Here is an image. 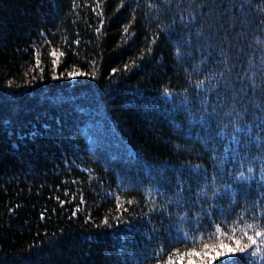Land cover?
<instances>
[{"label": "trees", "instance_id": "trees-1", "mask_svg": "<svg viewBox=\"0 0 264 264\" xmlns=\"http://www.w3.org/2000/svg\"><path fill=\"white\" fill-rule=\"evenodd\" d=\"M170 3L0 0V264H155L152 249L161 259L170 251L179 212L203 181L190 166L202 165L211 177V153L197 134L221 147L216 133L224 125L231 131L234 120L256 122L255 102L264 104L259 89L255 98L249 90L238 117L232 89H198L196 81L211 71H224L236 88V76L247 83L255 71L260 78L264 0H248L243 10L238 0ZM178 33L191 36V55L180 61ZM52 49L63 53L55 69ZM69 71L95 78L70 81ZM54 72L65 76L54 79ZM185 95L186 110H174ZM213 108L216 119L205 129L200 116ZM245 151V166L258 173L259 149ZM259 191L253 181L248 200ZM117 196L127 209L119 224ZM236 256L237 264H257Z\"/></svg>", "mask_w": 264, "mask_h": 264}, {"label": "snow or ice", "instance_id": "snow-or-ice-1", "mask_svg": "<svg viewBox=\"0 0 264 264\" xmlns=\"http://www.w3.org/2000/svg\"><path fill=\"white\" fill-rule=\"evenodd\" d=\"M238 2L240 9L243 10L248 0H238ZM154 6L171 8L172 5L170 0H160V4ZM176 8L179 11V5ZM190 16L192 20H195V15L190 13ZM179 19L181 22L184 21L183 14L179 16ZM100 23L103 25V20ZM173 24H175V20ZM96 31L100 32V28H97ZM166 35L169 39L172 38L170 34L166 33ZM174 42L177 61H180L186 54L191 55L190 51H186L191 45L190 35L185 37L183 33H178ZM75 43L79 44V39ZM62 54H58L55 49L49 52L54 69ZM207 60L208 57L202 58L198 64L194 65L193 70L199 71L200 65L206 63ZM35 63L42 72L38 53L35 56ZM262 65H264V59H262ZM125 70L127 71V65ZM225 70L231 71L228 69L227 63H225ZM62 76L65 74L53 73L54 79ZM81 76L95 78V72L69 71L66 73V78L70 81ZM235 79L240 81L239 88L235 87L230 77L225 76L224 71H211L204 76V79L197 80L196 86L198 89H205L207 83L208 91L218 89L222 85L232 89V110L237 113L238 117H242L243 114L239 112L238 105H244L249 90H251L253 98H255L258 89L264 95V68H262L259 79H257L255 71L247 76V83L244 82L245 78L242 76H236ZM163 94L165 98L172 97V93L167 88L163 89ZM187 103L188 97L185 95L173 101V109L176 110L184 106L186 110ZM202 103H207L206 98ZM244 106L246 107V105ZM254 106L260 111V115L255 117V123L245 122V126H241L237 119L233 121L231 131H227L228 126L224 125L216 133L222 143L221 147L217 146L212 137L205 139L197 134V138L201 139L205 148L211 153L209 157L213 164L211 177L209 178L208 169L202 165L190 166L203 176V181L198 183L195 199L187 201L184 210L179 212L180 221L176 224L177 234L171 240L170 251L165 253L164 258L161 259L159 248L152 249L150 258L154 259L155 264H214L216 260H219L220 264H237V253L250 255L257 261V264H264V191H259L264 187V104L256 101ZM215 119V109L213 108L211 113L206 109L205 113L200 116L199 123L208 129ZM195 122L194 119L188 120L189 125ZM11 134V130H9V136ZM188 134L191 135L190 129ZM253 146L259 149V153L254 157V159L261 160L258 173L251 163L247 166L244 163L247 156L245 150ZM253 181L256 182L259 195L249 201L248 193ZM177 182L181 183L179 180ZM115 199L117 212L113 219L119 224L123 219L121 210L127 211V209L121 205L119 196ZM241 202L245 207L236 211L237 205ZM78 208L79 205H77ZM73 215H75V211ZM41 217L43 218V213ZM205 219L208 220L210 227L203 223ZM103 222L108 224V217H105ZM185 224L188 225L187 228H185Z\"/></svg>", "mask_w": 264, "mask_h": 264}]
</instances>
